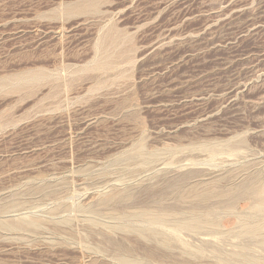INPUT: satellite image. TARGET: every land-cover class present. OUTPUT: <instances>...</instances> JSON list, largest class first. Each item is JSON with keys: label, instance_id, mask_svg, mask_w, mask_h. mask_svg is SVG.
<instances>
[{"label": "rangeland", "instance_id": "374dc122", "mask_svg": "<svg viewBox=\"0 0 264 264\" xmlns=\"http://www.w3.org/2000/svg\"><path fill=\"white\" fill-rule=\"evenodd\" d=\"M189 189L215 231L170 232ZM0 226V264L264 263V0H0Z\"/></svg>", "mask_w": 264, "mask_h": 264}, {"label": "bare ground", "instance_id": "6f19581e", "mask_svg": "<svg viewBox=\"0 0 264 264\" xmlns=\"http://www.w3.org/2000/svg\"><path fill=\"white\" fill-rule=\"evenodd\" d=\"M225 146V145H224ZM228 146V145H227ZM141 147V146H140ZM213 147V146H212ZM211 147V148H212ZM216 147V146H215ZM226 147V146H225ZM139 149V148H138ZM140 151H142V150H140ZM143 152V151H142ZM150 154V153H149ZM154 154V153H153ZM146 155V154H145ZM144 155V156H145ZM156 155V154H155ZM148 157V156H147ZM150 157V156H149ZM148 160H149V158H148ZM153 169V168H152ZM186 177V176H185ZM184 177V178H185ZM188 177H190V176H187V178ZM183 178V179H184ZM186 178V179H187ZM185 179V180H186ZM245 184H247V183H245ZM252 184V183H251ZM250 184V185H251ZM244 185V184H243ZM249 185V184H248ZM169 186H171V184H169ZM174 185H172V187H173ZM177 186V185H176ZM245 186V185H244ZM252 186H254V185H252ZM246 187V186H245ZM168 188V187H167ZM171 188V187H170ZM189 188H191V187H189ZM258 188V187H257ZM257 188H255V187H251V186H248V187H246V188H244V190H241V191H243L242 193L244 194V195H246L247 196V198L248 197H250V198H253V199H258L259 198V191H258V189ZM169 189V188H168ZM172 189V188H171ZM192 189V188H191ZM194 189V188H193ZM182 190V189H181ZM190 190V189H189ZM189 190H186L187 192L189 191ZM223 190V189H222ZM231 190H233V189H231ZM237 190V189H236ZM167 191V190H166ZM172 191V190H171ZM179 191V190H178ZM197 190H190L186 195H183V194H185V193H183L181 196H179L180 194H177L178 196H179V199H178V203L179 204H184L185 202H186V200H187V204H188V202L189 203H192V205L190 206V208H191V212H190V216L188 215V219L186 218V221L184 220V217H183V221H181V220H179L180 222L176 225V226H171L172 228H170L169 226H168V228H170L171 230H170V232L172 231L173 233H177V232H179L178 230H187V231H191L192 230V232L194 231V232H201V231H205V233H207V231H215L216 230V227H217V222H219V221H217V222H215L211 217H210V213L208 212L207 214H205V216H204V218H202V217H198V215H197V209H198V207L200 206V205H202V203L206 200L207 201V199H208V197H209V195L211 194L212 195V193L211 192H209L208 191V193L207 194H201V193H198V192H196ZM221 191V190H220ZM229 191V190H228ZM176 192V191H175ZM180 192V191H179ZM200 192V191H199ZM239 192V191H238ZM116 193V192H115ZM115 193H111V195H109V196H106V199L105 200H102L103 202H107V201H111V200H115L117 197H116V195H115ZM118 193V192H117ZM116 193V194H117ZM206 193V192H205ZM240 193V192H239ZM114 194V195H113ZM121 194V193H120ZM175 194V195H176ZM233 194H234V191H233ZM126 195V194H125ZM124 195V196H125ZM219 195H222L223 197H227V196H230V192L229 193H219ZM225 195V196H224ZM126 196H129L130 197V195H126ZM235 196H237V195H235ZM234 196V197H235ZM120 196L118 195V198H119ZM213 197V196H212ZM221 197V196H220ZM233 197V196H232ZM244 197V196H243ZM105 198V197H104ZM117 198V199H118ZM121 198H123V196L121 197ZM121 198L120 199H118V201H120L121 200ZM210 198V197H209ZM231 198V197H230ZM229 198V199H230ZM124 200H125V197L123 198ZM128 199V198H127ZM226 199V198H225ZM227 199H228V197H227ZM228 199V200H229ZM233 199V198H232ZM123 200V201H124ZM236 200V199H235ZM112 201V202H113ZM116 201V200H115ZM117 201V202H118ZM125 201H127V200H125ZM162 201V200H161ZM227 201V200H226ZM259 201V200H258ZM181 202H183V203H181ZM217 202H219V200L217 201ZM232 202H233V200H232ZM257 202V201H256ZM115 203V202H114ZM113 203V204H114ZM119 203V202H118ZM124 203V202H123ZM156 204H158L159 205V207H157V208H153V210L150 208L149 210H147L146 209V211L144 210H142V211H140V212H138L137 213V215H138V217L141 219H143V220H146L145 222H148V223H150L151 225H156V226H154L155 227V229L158 227V226H160V229H161V227L162 226H167V223L168 222H170V220L172 221V219L174 218V216H172L171 214H169L168 212H166L164 209H163V207H161V203L159 202V201H157V202H155ZM102 204H104V203H102ZM106 204V203H105ZM104 204V205H105ZM254 204V203H253ZM176 205V204H175ZM256 205H258V204H256ZM255 205V206H256ZM260 205H262V204H260ZM179 206V205H178ZM127 208V207H126ZM227 208V207H226ZM253 208H254V206H253ZM263 208V207H262ZM129 209V208H128ZM166 209V208H165ZM256 210H260L261 211V206H257V209ZM112 211V210H111ZM168 211V210H167ZM123 213V212H122ZM122 213H121V215H120V213L118 214L120 217L122 216ZM212 213V212H211ZM13 214H15V213H13ZM128 214V213H127ZM130 214V213H129ZM213 214V213H212ZM259 214V213H258ZM112 215V214H111ZM117 215V214H116ZM123 215H124V213H123ZM125 215H126V213H125ZM124 215V216H125ZM133 215V216H132ZM201 215V214H200ZM21 216V215H20ZM135 215H134V213H131V218L132 217H134ZM178 216V215H177ZM213 216V215H212ZM253 216H255V218H256V215H253ZM19 217V216H18ZM137 217V218H138ZM181 217V216H180ZM179 217V219H181ZM214 217H216L215 215H214ZM245 217V216H244ZM14 218H16V217H14ZM23 218V217H22ZM34 218H35V216H34ZM135 218H136V216H135ZM258 218V217H257ZM17 219V218H16ZM21 219V218H20ZM29 219V218H28ZM94 219V218H93ZM175 219V218H174ZM173 219V220H174ZM249 219V218H248ZM12 220V219H11ZM22 220V219H21ZM20 220V221H21ZM25 220V219H24ZM91 220V219H90ZM176 220V219H175ZM178 220V219H177ZM18 221V220H17ZM23 221V220H22ZM25 221H27L28 222V220H25ZM42 221V220H41ZM139 221H141V220H139ZM243 221V220H242ZM250 221V220H249ZM249 221L247 222V224L246 225H244V228H243V233L244 234H246V236L247 235H249V237L251 236V238L252 237H254V236H257L258 234H259V232H260V230H261V226H260V223H258V222H251V223H249ZM252 221V220H251ZM9 222V221H8ZM11 222V221H10ZM9 222V223H10ZM19 222V221H18ZM24 222V221H23ZM37 222H39V221H37ZM36 219L33 221V219H32V222H31V224L30 225H35L36 226ZM91 222V221H90ZM245 222V221H244ZM243 222V223H244ZM30 223V222H29ZM2 224V223H1ZM6 224V223H5ZM5 224H3V225H5ZM16 224V223H15ZM219 224V223H218ZM7 226H9L8 224H6ZM10 225H13V223L12 224H10ZM17 225V224H16ZM16 225H13L14 226V228L15 229H17L18 227L19 228H22V223L20 222L19 223V225H17V228H16ZM26 225V224H25ZM118 225H120V224H118ZM118 225H116L115 227L117 228H119V226ZM114 226V225H113ZM120 226H122V225H120ZM124 226V225H123ZM1 227V226H0ZM3 227V226H2ZM6 227V226H5ZM10 227V226H9ZM37 227H38V225H37ZM154 227L152 228V232L154 233L156 230L154 229ZM7 229H12L13 227H10V228H8V227H6ZM25 228V227H24ZM132 228V227H131ZM131 228H129V229H131ZM151 228V227H150ZM166 228V227H165ZM166 229L167 231L169 230V229ZM2 229V228H1ZM28 229V228H27ZM126 229V228H125ZM128 229V230H129ZM145 229H146V227H145ZM153 229L155 230V231H153ZM159 229V228H158ZM159 229V230H160ZM164 229V228H163ZM6 230V229H5ZM21 230V229H20ZM120 230V229H119ZM123 230V229H122ZM127 230V229H126ZM127 230V231H128ZM138 230V229H137ZM165 230V231H166ZM26 231V230H25ZM131 231V230H130ZM132 231H134V230H132ZM143 231V230H142ZM142 231H140V232H142ZM151 231V230H150ZM149 231V232H150ZM158 231V230H157ZM156 231V232H157ZM14 232H15V230H14ZM134 232H137V233H139L138 231H134ZM165 233V232H164ZM167 233V232H166ZM180 233V232H179ZM190 233V232H189ZM205 233H204V235H205ZM141 234V233H140ZM151 234V233H150ZM168 234H169V231H168ZM178 234V233H177ZM149 235V234H148ZM165 235H167V234H165ZM156 236V235H155ZM158 236V235H157ZM169 236H170V234H169ZM176 236V235H175ZM179 236V235H178ZM207 236V235H206ZM243 236V235H242ZM141 237H143L142 236V234H141ZM151 237H154V235L152 236L151 235ZM159 237V236H158ZM163 236L161 235V238H162ZM167 237V236H166ZM180 237V236H179ZM212 237V236H211ZM244 237V236H243ZM161 238H159V240L161 239ZM165 238V237H164ZM256 238V237H255ZM171 239V238H170ZM170 239H168V241L170 240ZM173 239V238H172ZM154 240H156V239H154ZM178 240V239H177ZM250 240V239H249ZM158 241V240H157ZM180 241V240H179ZM183 241V240H182ZM182 241H180V242H182ZM262 241V240H261ZM157 245L159 244V243H157V242H155ZM169 242H167V241H164V240H162L161 241V245L162 246H166L167 244H168ZM184 243V242H183ZM187 244V243H186ZM185 244V245H186ZM262 244H263V246H264V240H263V242H262ZM184 245V246H185ZM188 245V244H187ZM208 245V244H207ZM190 247H192L191 245H189ZM169 247V246H168ZM167 247V248H168ZM189 247V248H190ZM166 248V249H167ZM170 248H171V246H170ZM189 248H187V250L189 249ZM193 248H194V246L192 247V250H193ZM199 248V247H198ZM197 248V249H198ZM191 249V248H190ZM196 249V248H195ZM246 250V249H245ZM198 251V250H197ZM199 252V251H198ZM198 252H196V254L198 253ZM190 253H191V251H190ZM193 254V253H192ZM244 254V253H243ZM243 254H242V256H243ZM235 255V254H234ZM246 256H247V254H245ZM191 256V255H190ZM242 256L241 257H239L238 256V258H242ZM249 256V255H248ZM247 256V258L244 256V262L246 261L247 262V264H264V263H262V262H260L259 260H258V258L257 259H255V257H253V258H251V257H248ZM125 258V257H124ZM242 260V259H241ZM118 261V260H117ZM119 262H121V264H141V263H139V262H135L134 260H128V258L127 259H119ZM263 262H264V260H263Z\"/></svg>", "mask_w": 264, "mask_h": 264}]
</instances>
